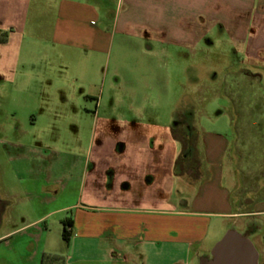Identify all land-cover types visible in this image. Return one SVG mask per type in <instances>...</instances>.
<instances>
[{
  "label": "crops",
  "instance_id": "1",
  "mask_svg": "<svg viewBox=\"0 0 264 264\" xmlns=\"http://www.w3.org/2000/svg\"><path fill=\"white\" fill-rule=\"evenodd\" d=\"M222 34L242 56L241 69L229 75L261 88L228 87L227 104L213 115L179 99L170 120V84L167 95L131 89L122 105L108 104L109 70L101 90L92 88L103 59L112 61L117 35L142 40V54L160 56L162 67L179 65L183 49L213 47ZM2 36L0 99L11 108L2 106L10 121L0 123V143L13 148L5 163L20 183L43 194L68 188L53 182L52 170L54 157L72 153L31 128L74 130L77 141L84 128L96 134L101 120L115 134L129 130L97 145L93 135L83 162L90 183L81 189L108 190L100 205L82 198L72 206L71 232L94 229L112 242V257L127 263L138 264L140 254L144 264H250L239 239L216 251L235 232L264 264V0H0ZM8 204L0 197V224Z\"/></svg>",
  "mask_w": 264,
  "mask_h": 264
},
{
  "label": "rangeland",
  "instance_id": "2",
  "mask_svg": "<svg viewBox=\"0 0 264 264\" xmlns=\"http://www.w3.org/2000/svg\"><path fill=\"white\" fill-rule=\"evenodd\" d=\"M116 37L112 61L108 63L106 58L103 59L99 69L100 80L94 82L92 87L96 92L101 90V79L109 70L107 82L112 83V92H110L112 99L108 104H115V101L121 104L123 98L125 100L127 97V91L131 89L143 97L152 96L157 91L167 95V87L170 84L169 119L171 120L176 114L174 108L179 99L182 107L191 104L197 108L206 107L213 115L227 104L225 95L228 87L242 90L261 88L257 84L252 88L246 79L241 77L237 79L234 75H229L241 69L240 65L237 66V62L241 61L242 56L238 55L236 47L229 41L228 34L214 38L216 41L222 40L211 48L202 46L196 49H183L180 51L179 65L169 61L168 65L162 67H160V56L157 59L142 54L143 47H146L142 40L118 35ZM4 39L6 36L0 37V41ZM154 49V52L159 51L157 48ZM67 56L70 59L77 55L69 53ZM186 64L192 66L191 74L187 72L189 65ZM40 69L36 67L35 72H39ZM189 76L193 79H189ZM106 91L107 87L105 88L107 95ZM0 103V123H8L9 116L4 113L6 118L3 117L1 110L3 107L5 109V106L11 108V105L3 104L1 99ZM91 104L93 103L82 101V105ZM202 124H207L205 119ZM29 130L31 135L44 136L48 142L57 144L61 150L72 153L73 156L70 155L68 158L63 155L58 156L57 160L54 157L52 170L53 182H58L63 188L68 185V188H64L58 195L43 194L35 188L20 183L14 173L13 163H5L8 156L14 155L13 148L0 143V197L9 200L0 224V264H133L127 263L124 256L112 257V242L107 243L97 237L95 234L98 232L92 228L86 231L85 236L76 227L71 232L69 242L63 239L64 223L68 219L74 220L78 213L72 206L79 203L82 198L89 205H100V195L106 194L108 190L106 187V191L104 189L103 192L96 193L90 192L91 187H87L85 192L81 189L82 181L86 180L83 162L93 135L97 145L99 141L116 139L120 133L126 132L127 135L129 130L121 129L117 135L110 125H105L101 120L96 134L91 127L84 128L81 130L79 141L75 140L77 134L74 130L64 128L45 130L40 127ZM8 135L10 138L16 136L14 132ZM162 177L164 176L160 173L155 176L157 179ZM70 182H74L73 185ZM89 183V180L88 182L86 180V184ZM261 236L264 245V232ZM164 258L165 263L169 262L170 257L165 255ZM149 259L150 263L153 262L154 256H149ZM136 262L144 264L146 259L138 254Z\"/></svg>",
  "mask_w": 264,
  "mask_h": 264
},
{
  "label": "water",
  "instance_id": "3",
  "mask_svg": "<svg viewBox=\"0 0 264 264\" xmlns=\"http://www.w3.org/2000/svg\"><path fill=\"white\" fill-rule=\"evenodd\" d=\"M234 239H239L243 243L244 249L246 250V252L250 254V259H249L250 264H257L256 254L251 244L247 242L246 240H244L242 237H240L235 232L228 233L227 236L223 239V241L217 246L216 251H220L226 248L227 246L230 245L231 241ZM229 264H240V263L234 260L233 262H230Z\"/></svg>",
  "mask_w": 264,
  "mask_h": 264
},
{
  "label": "trees",
  "instance_id": "4",
  "mask_svg": "<svg viewBox=\"0 0 264 264\" xmlns=\"http://www.w3.org/2000/svg\"><path fill=\"white\" fill-rule=\"evenodd\" d=\"M188 151L189 150V146H188ZM73 220L72 219H68L65 223H64V230H63V239L65 242H69L70 241V236H71V229L73 227Z\"/></svg>",
  "mask_w": 264,
  "mask_h": 264
}]
</instances>
